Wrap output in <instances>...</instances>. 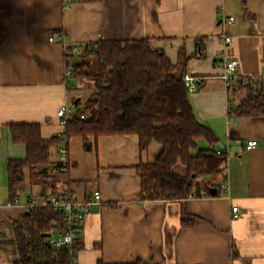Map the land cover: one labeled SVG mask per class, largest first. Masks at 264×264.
I'll use <instances>...</instances> for the list:
<instances>
[{
    "label": "crops",
    "instance_id": "obj_1",
    "mask_svg": "<svg viewBox=\"0 0 264 264\" xmlns=\"http://www.w3.org/2000/svg\"><path fill=\"white\" fill-rule=\"evenodd\" d=\"M147 39L174 65L180 51L190 57L196 118L218 139L197 145L224 151V170L198 180L201 196L144 201L137 166L154 163L160 144L141 151L137 135L101 136L87 151L82 137L63 138L50 146L47 182L25 167L19 197L8 204L6 162L27 155L8 126L40 125L46 141L66 131L56 115L72 103L65 44ZM225 60H236L243 75L264 72V0H0V264L19 259L13 223L30 197L41 203L71 192L84 201L95 191L102 205L87 215L78 264H264V117H229L242 96H230L221 79ZM254 89L264 90V77ZM251 141L257 144L248 149ZM174 170L186 174L180 163Z\"/></svg>",
    "mask_w": 264,
    "mask_h": 264
},
{
    "label": "trees",
    "instance_id": "obj_2",
    "mask_svg": "<svg viewBox=\"0 0 264 264\" xmlns=\"http://www.w3.org/2000/svg\"><path fill=\"white\" fill-rule=\"evenodd\" d=\"M60 34L63 39L64 31ZM74 48L78 49L77 53ZM65 51L70 77L77 81H92L95 91L82 108L79 101L62 137L44 140L41 126L37 124L8 126L13 143L24 145L27 155L25 159H9L6 162L7 203H16L24 183L25 167L30 168L31 172L38 170L44 182H47L46 178L51 177L52 171L50 146L63 138L68 142L76 136L83 138L87 151L92 149L91 140L95 141L101 136L137 135L141 151L156 142L162 146L156 161L137 166L142 199L180 201L190 196H201L202 186L198 180L221 173L226 166L227 156L217 155L213 149L198 148L197 140L204 139L213 147L218 139L211 129L197 120L190 93L183 82L190 57H186L182 50L174 65L166 53L154 49L152 40L148 39L100 40L76 47L65 44ZM228 92L232 97L242 96L241 103L230 109V118L264 117L263 89L240 86ZM82 116L85 119H81ZM179 163L186 168L184 176L174 170ZM56 170L60 172L61 168L56 167ZM203 188L208 196L215 195L214 186L205 185ZM51 228L63 234L66 223L61 212L47 205L35 208L14 222L19 254L14 264H71L70 249L55 250L48 245L46 235Z\"/></svg>",
    "mask_w": 264,
    "mask_h": 264
},
{
    "label": "built area",
    "instance_id": "obj_3",
    "mask_svg": "<svg viewBox=\"0 0 264 264\" xmlns=\"http://www.w3.org/2000/svg\"><path fill=\"white\" fill-rule=\"evenodd\" d=\"M234 21V17L228 19V24ZM66 36V35H65ZM65 36L63 38H65ZM223 41L226 45H230L232 42L231 37L227 34L223 35ZM51 41L53 39H50ZM65 43V42H64ZM74 52L77 53L78 49L74 48ZM218 67L222 70L221 79L224 82L226 88L229 90L233 87H252L255 88L260 78L264 77V72L262 75H243L238 71V62L236 60H225L218 63ZM66 76L69 78L71 76V71L66 72ZM183 82L187 87L190 94L194 93L197 88L196 81L194 77L188 73L183 76ZM75 110L72 103L63 104L57 110V118L59 125L66 129L67 123L70 119L71 114ZM81 119H85L82 116ZM257 141H251L247 144V148L251 149L255 147ZM63 154V159H66L67 149L63 148L61 150ZM217 155H225L224 151H217ZM63 170H67L66 167ZM47 205L52 207L55 211L61 212L65 218L66 230L63 234H58L55 228H51L47 235V243L50 247L55 250L59 249H70L72 253V263L78 264V252L77 249L78 242L82 239L83 228L86 224L87 215H89L93 210L98 209L102 205L101 193L95 191L86 200L80 201L74 193L68 192L65 194H58L52 196L49 200L44 202H37L35 197H30L27 205L25 206V215L29 214L35 208ZM238 207L232 208V217L238 216Z\"/></svg>",
    "mask_w": 264,
    "mask_h": 264
},
{
    "label": "rangeland",
    "instance_id": "obj_4",
    "mask_svg": "<svg viewBox=\"0 0 264 264\" xmlns=\"http://www.w3.org/2000/svg\"><path fill=\"white\" fill-rule=\"evenodd\" d=\"M95 63L96 60L92 59ZM71 83L70 101H76L80 99V108L85 105V101L89 98V96L95 91L94 83L90 80L85 81H77L73 77H69Z\"/></svg>",
    "mask_w": 264,
    "mask_h": 264
},
{
    "label": "water",
    "instance_id": "obj_5",
    "mask_svg": "<svg viewBox=\"0 0 264 264\" xmlns=\"http://www.w3.org/2000/svg\"><path fill=\"white\" fill-rule=\"evenodd\" d=\"M79 101H80V99H77L76 101H74L73 105H74L75 108H77ZM46 236L49 237L50 235L48 234Z\"/></svg>",
    "mask_w": 264,
    "mask_h": 264
}]
</instances>
